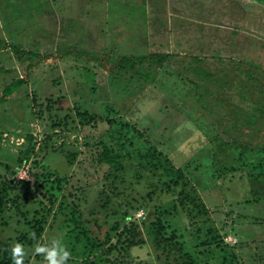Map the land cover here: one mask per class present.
I'll use <instances>...</instances> for the list:
<instances>
[{
	"label": "rangeland",
	"instance_id": "374dc122",
	"mask_svg": "<svg viewBox=\"0 0 264 264\" xmlns=\"http://www.w3.org/2000/svg\"><path fill=\"white\" fill-rule=\"evenodd\" d=\"M242 1L252 3V0ZM208 2L195 0L198 7L192 10L187 0H0V38L19 43L21 48L41 55L40 61L18 58L10 48H0V96L4 85L13 79L22 77L26 80L0 104V172L6 174L5 166L16 170L15 182L36 180L33 174L40 175L46 165L59 173L65 172V153L76 151L78 155L74 165L66 171L70 175L68 185L82 189V192L77 189L74 193L76 198L81 199V209L87 215L91 208L98 209L101 190L110 194L103 179L105 170L102 171L94 162L97 138L107 129V125L101 123L95 128L81 127L74 111L94 115L113 113L115 117L135 124L144 133L150 148L161 151L172 165L184 169L192 185V194L197 193L196 196L206 205V215L202 213L196 218L197 223L203 220L204 229L212 225L221 232L228 231L225 242H233L235 246L243 241L247 243L248 249L235 247L232 252L239 264H264V185L261 181L264 175L256 182L253 177L240 178L238 173L234 176L230 174L232 180L215 179L214 172L218 165L223 166L226 162L211 147L213 143L210 139H214L217 131L205 136L201 117L178 99L180 92L177 88H181V84L177 80L165 79L162 69L147 76L149 68L141 67V75L130 80L122 72L123 77L110 83V66L124 54L198 53L194 47L197 34L190 28L192 25L182 24L180 19L191 20V16L201 12L200 5ZM253 8L252 12L249 8L241 14V35L256 24L264 25V7L257 5ZM203 13L206 11L203 10L200 15ZM241 35L235 38L236 45L232 48H229L231 44L224 47L228 48L224 54L226 59L232 61L238 56L254 58L264 67V45L254 38L256 44L253 45L252 41L251 49L248 47L251 39ZM214 37L210 33L206 39L211 42ZM190 48L194 51H189ZM186 49L188 51L185 52ZM5 69L7 71H3ZM181 91L186 92L185 89ZM34 97L36 104H45L49 97L59 99L63 113L54 111L56 118H62L72 109L74 122L70 119L61 128L53 129L47 115L43 119L37 116ZM248 128L244 129V136L254 138L251 133L254 129ZM52 133L55 134L48 148L38 152L41 140ZM29 134L38 144L35 149L37 154L32 155L25 165L16 164L15 159L27 145L26 137ZM225 136V140H231L229 134ZM257 138H254L255 144L264 145V139ZM139 141L143 142L141 139ZM35 160L37 165H31L30 162ZM262 162L261 168L264 169V159ZM131 171L128 172L129 176L133 175ZM255 171L258 174L259 169ZM260 174H264V171ZM129 179L137 190L143 191L145 180ZM131 194L135 195V192ZM38 198L41 199V196L38 195ZM171 199L164 196L156 204L161 205ZM28 205L26 209H31L34 202L30 200ZM151 205L155 206L153 202ZM59 213L53 215L52 212L43 243L51 249L55 240H59L71 252L72 261L66 264H75L82 260L80 246L73 245V237L69 236V229L73 225L66 224L65 217ZM65 213H69V208H65ZM146 213L144 207L133 215L137 221L135 227L141 231V239L145 242L143 247L132 250L133 264H180L174 260L178 259L177 255L169 256L155 249L154 239L146 235V227L141 224L140 219ZM96 215L87 217L91 222L97 219L102 225V215ZM175 220L180 224L181 231L178 233H182L183 237L178 239L186 244L185 252L193 253L189 233L192 230H184V226L189 227L190 221L181 216H176ZM93 229L97 231V228ZM13 235L8 227L0 229V240ZM42 257L43 261L37 264H44Z\"/></svg>",
	"mask_w": 264,
	"mask_h": 264
},
{
	"label": "trees",
	"instance_id": "16d2710c",
	"mask_svg": "<svg viewBox=\"0 0 264 264\" xmlns=\"http://www.w3.org/2000/svg\"><path fill=\"white\" fill-rule=\"evenodd\" d=\"M187 2L192 10L198 7L195 0ZM257 5L264 7V0H252L249 4L242 0H209L206 5H200L201 12L205 10L206 13L200 15L199 12L191 16V20L180 19L182 24L192 25L190 28L197 34L194 47L198 53L183 55L178 51L149 53L143 56L124 54L117 58L109 70L110 83L123 77L122 72L128 80L140 76L141 67L149 68L147 76L154 75L158 69H162L165 79L177 80L179 85L181 84V88L180 86L177 88L180 92L178 99L201 117L205 136L217 131L214 139L210 141L213 143L211 147H214L215 152L220 153L226 161L223 163L221 160L223 166L219 164L217 171L214 172L215 179L221 181L232 180L235 173L240 174V178L253 177L255 182L264 175L260 174L262 170L264 171L261 168L264 145L255 144L254 139L257 136V139H264V67L257 61L258 59L238 56L236 60L231 61L224 55L228 49L224 47L231 44L229 48H232L236 45L235 38L241 35L239 30V27L243 29L239 25L241 14L249 8L252 12L253 7ZM246 30L248 33L245 31L240 37L245 35L246 39H251L248 47L252 49L256 44L254 38L264 45V25L256 24L250 30ZM210 33L212 36L215 35L211 42L206 39ZM3 47L10 48L18 58L41 60L39 53L21 48L19 43H10L1 37L0 48ZM189 51L194 50L190 48ZM251 52L252 50L249 51L250 55ZM25 83L26 80L20 77L4 85L0 104ZM182 89L186 92L181 91ZM34 101L37 116L43 119L47 115L53 129L61 128L70 119L74 122L72 109L64 113L62 118H56L54 111L63 113L59 99L53 100L49 97L45 104L44 102L36 104L34 97ZM75 108L73 109L76 110ZM74 113L81 127L95 128L101 123L107 125V129L97 138L94 162H97L102 171L105 170L103 179L110 194L101 190L99 193L102 197L99 198L98 209L91 208L87 215L83 212L81 199L76 198L74 193L77 189L82 192V189L80 187L74 189L68 185L70 175L66 172L74 165L78 155L76 151L65 153L67 161L65 172L59 173L58 170L46 165L40 175L33 174L36 180L33 178L31 181L15 182L16 170L5 166L6 174L0 172V229L8 227L12 229L14 235L0 240V264H12L11 248L16 243L24 247L26 253L24 264L42 262L43 255L36 254L35 248L38 244L45 245L43 237L52 212L53 215L60 212L65 217V223L73 225L69 229V236L73 237L74 246H80L82 257V260L75 264H133L132 250L145 244L144 239H141V231L135 227L137 221L133 219V215L144 207L147 213L140 219L141 224L146 227V235L154 239V246L158 251L169 256L177 255L178 259L174 260L180 264L212 262L239 264L232 252L235 247L248 249L247 243L243 241L235 246L233 242L224 241L228 231L221 232L212 225L204 229L203 220L197 223L196 218L202 213L206 215V205L199 196H196L197 193L192 194V185L186 178L184 169L172 165L161 151L150 148L144 133L135 124L115 117L110 112L105 115H94L86 111ZM248 127L254 129L251 132L254 137L251 138L252 141L244 136V129ZM54 134H48L41 140L38 152L48 148ZM228 134L231 140L224 139ZM26 139L27 145L18 153L16 164L25 165L32 155L37 154L35 149L38 144L34 137L29 134ZM140 139L143 142H140ZM30 163L37 165L36 160ZM256 169H259L258 174L255 173ZM129 171L133 173L132 176L128 175ZM129 177H134L138 181L145 180L143 191L137 190ZM261 181L264 185V180ZM133 191L135 195L131 194ZM164 196H170L172 199L161 205L156 204ZM30 200L34 205L31 209H26ZM152 202L155 206L151 205ZM65 208H69V213H65ZM98 213L102 215V225L97 219L93 218L91 222L87 217L88 215L95 217ZM176 216L190 221L189 227L184 226V230H192L189 233L193 242V245L191 244L193 253L185 252L186 244L178 239L183 236L182 233H178L181 230L180 224L174 221ZM93 227L97 228V231ZM30 251L34 253L31 254ZM137 260L141 261L140 258Z\"/></svg>",
	"mask_w": 264,
	"mask_h": 264
},
{
	"label": "clouds",
	"instance_id": "9594fccd",
	"mask_svg": "<svg viewBox=\"0 0 264 264\" xmlns=\"http://www.w3.org/2000/svg\"><path fill=\"white\" fill-rule=\"evenodd\" d=\"M32 238H35L34 233L32 234ZM35 253L44 256V264H66L71 257V253L59 240H55L54 246L51 249L46 245L38 244L35 248ZM25 255L26 253L22 244L16 243L12 246V264H24Z\"/></svg>",
	"mask_w": 264,
	"mask_h": 264
},
{
	"label": "flooded vegetation",
	"instance_id": "af4514ba",
	"mask_svg": "<svg viewBox=\"0 0 264 264\" xmlns=\"http://www.w3.org/2000/svg\"><path fill=\"white\" fill-rule=\"evenodd\" d=\"M110 66V65H109Z\"/></svg>",
	"mask_w": 264,
	"mask_h": 264
}]
</instances>
